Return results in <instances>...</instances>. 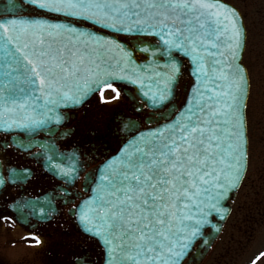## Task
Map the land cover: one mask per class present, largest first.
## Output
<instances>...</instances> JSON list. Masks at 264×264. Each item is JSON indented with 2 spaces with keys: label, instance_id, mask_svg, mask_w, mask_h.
I'll use <instances>...</instances> for the list:
<instances>
[{
  "label": "snow or ice",
  "instance_id": "obj_1",
  "mask_svg": "<svg viewBox=\"0 0 264 264\" xmlns=\"http://www.w3.org/2000/svg\"><path fill=\"white\" fill-rule=\"evenodd\" d=\"M28 3L130 34L145 52L144 38L154 37L151 51L169 56L170 71L145 74L123 43L71 23L0 19V129L59 122V105L79 104L93 91L103 98L111 89L118 98V80L138 85L150 105H163L179 71L171 53L190 58L195 83L183 107L105 161L75 213L84 232L103 242L106 264H183L247 174L248 76L238 62L247 31L240 13L222 0ZM55 167L65 176L76 171Z\"/></svg>",
  "mask_w": 264,
  "mask_h": 264
},
{
  "label": "flooded vegetation",
  "instance_id": "obj_2",
  "mask_svg": "<svg viewBox=\"0 0 264 264\" xmlns=\"http://www.w3.org/2000/svg\"><path fill=\"white\" fill-rule=\"evenodd\" d=\"M19 12L37 13L32 7L21 8ZM242 12L245 22L248 21ZM116 86L120 91L118 98L111 89L104 90L103 98L97 93L82 107L70 110L66 124L50 135L40 133L27 139L20 133L0 134V167L4 178L0 187V238L5 229L22 227L26 230L23 236L40 246L35 256L37 264H102L101 245L83 231L74 212L87 194L98 165L132 133V123L138 122V128L146 127L155 115L134 89L124 84ZM94 102L89 113L101 115L100 104L104 106V119L93 122L88 116L85 121L91 125L80 124L78 118ZM103 128L110 132L107 136L111 140L104 148L90 140L91 134ZM27 142L34 145L27 148ZM47 145L54 146L50 154L41 149ZM57 163L65 168L74 166L76 171L65 176L55 167ZM261 173L262 169L257 174ZM246 185L243 196L247 203L240 210H246L243 223L256 221L258 208L264 203V198L254 199L261 196L259 190L253 189L254 179ZM238 239L229 248L243 238ZM0 264H9L3 253Z\"/></svg>",
  "mask_w": 264,
  "mask_h": 264
},
{
  "label": "rangeland",
  "instance_id": "obj_3",
  "mask_svg": "<svg viewBox=\"0 0 264 264\" xmlns=\"http://www.w3.org/2000/svg\"><path fill=\"white\" fill-rule=\"evenodd\" d=\"M240 6L248 19V40L244 56V62L248 64L251 80L250 96L248 101V120L250 134V176L255 181V186L264 183V0H227ZM262 169V174L255 175V172ZM250 179L248 178V183ZM248 187L242 186L234 201V210L223 230L202 264H263L264 259L260 253L264 252V224L253 231L247 224L237 229L233 219L239 220L236 210L240 203H245L243 193ZM261 194V193H260ZM254 195V194H252ZM258 195L257 198H263ZM240 215V214H239ZM234 216V217H233ZM231 220V221H230ZM6 229L0 238V253L6 256L9 264H37L35 258L40 246L33 243V239L23 236L26 230ZM25 237V239L21 238ZM237 245L229 248V244ZM251 237V238H250ZM250 238V240H249ZM249 240V241H248ZM252 240V241H251ZM251 241V242H250ZM8 254V256H7ZM23 255V256H22ZM259 257V258H258ZM24 261V263H21Z\"/></svg>",
  "mask_w": 264,
  "mask_h": 264
},
{
  "label": "water",
  "instance_id": "obj_4",
  "mask_svg": "<svg viewBox=\"0 0 264 264\" xmlns=\"http://www.w3.org/2000/svg\"><path fill=\"white\" fill-rule=\"evenodd\" d=\"M8 2H10L11 0H7ZM223 3H225L226 5H228L229 7H233L235 8L239 13V9L235 6H233L232 4L222 0ZM16 4V3H15ZM7 10H10L11 9H7ZM240 16H241V19H242V23L244 25V22H243V17L240 13ZM53 23V22H52ZM76 26V25H75ZM79 28V26H76ZM81 30L83 31H86V32H91V33H95L93 31H91L90 29H87V28H83V27H80ZM100 34V33H99ZM101 35V34H100ZM103 36V35H102ZM107 37V36H105ZM109 39H111L110 37H107ZM156 43H153V44H150L149 45V51L147 52V54L150 56V59L145 61L144 63H139L138 60L136 59V55L133 53V60L135 61V64L137 66H139V70L145 74H148V75H151L153 74L154 72L156 73H167L170 71V68H169V64H170V58L168 55H165L162 51L160 52H156L155 54H153V52L151 51V48L153 45H155ZM141 45H139V48H140ZM139 48L136 46V48L134 49V51H137L139 50ZM244 48L245 46H242V49L240 51V60L238 61L242 67L246 68L245 65L242 63L241 59H242V56H243V52H244ZM141 50V49H140ZM161 56H165V61L162 60L160 57ZM181 57H186L188 58L187 56H185L183 53H179L177 51H173L171 53V58L175 60L176 62V65L177 67H181V65L183 64V60L180 58ZM161 59V60H160ZM189 59V62H190V71H191V74L192 76L194 77L193 75V65H192V62ZM247 70V69H246ZM180 73V71H179ZM248 76V74H247ZM157 77L153 76V79H156ZM195 83V79H194V82L193 84ZM192 84V85H193ZM175 85H176V82L175 84L173 85V94L175 92ZM192 87V86H191ZM248 89H249V77H248ZM191 90V89H190ZM190 93V92H189ZM249 93V91H248ZM149 99V98H148ZM183 107V106H182ZM181 107V108H182ZM56 111H60L59 108L56 109ZM51 115V114H50ZM56 124L55 120H51L46 126H42L40 128H37V129H40V130H44L45 128H51L53 127L54 125ZM55 128V127H54ZM1 130H6V129H0ZM17 130H23V129H17ZM237 189H234L232 192H230L229 196L223 200L221 203H222V206L223 208L227 209L228 211L227 212H224V213H221L220 215H216L215 213L211 215L210 217V220H211V224L209 225H206L204 228H203V237L202 238H199L197 240H202V243L199 245V247L195 250L194 252V257L190 259L189 263L188 264H199L200 261L202 260V258L205 256V254L207 253V251L209 250L210 246L212 245V243L214 242V240L217 238L225 220H226V217L231 209V205L228 203V199H230L233 194H235ZM207 227H211L212 228V231L209 232V233H206L205 230ZM196 240V241H197ZM101 241V240H100ZM195 241V242H196ZM102 242V241H101ZM103 244V242H102ZM104 245V244H103ZM193 250V249H192ZM191 252V251H190ZM189 252V253H190ZM189 255V254H188ZM184 264V263H183Z\"/></svg>",
  "mask_w": 264,
  "mask_h": 264
}]
</instances>
